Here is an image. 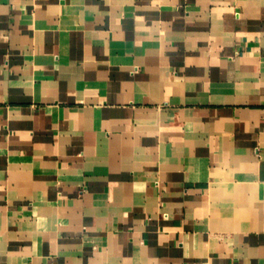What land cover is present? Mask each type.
I'll return each mask as SVG.
<instances>
[{"label": "crops", "instance_id": "0c3cea01", "mask_svg": "<svg viewBox=\"0 0 264 264\" xmlns=\"http://www.w3.org/2000/svg\"><path fill=\"white\" fill-rule=\"evenodd\" d=\"M0 264H264V0H0Z\"/></svg>", "mask_w": 264, "mask_h": 264}]
</instances>
